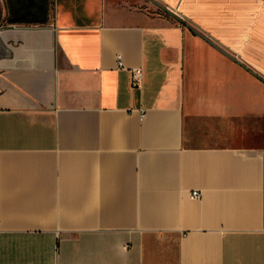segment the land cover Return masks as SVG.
Returning <instances> with one entry per match:
<instances>
[{"label":"crops","instance_id":"crops-1","mask_svg":"<svg viewBox=\"0 0 264 264\" xmlns=\"http://www.w3.org/2000/svg\"><path fill=\"white\" fill-rule=\"evenodd\" d=\"M157 1L0 0V264H264V0Z\"/></svg>","mask_w":264,"mask_h":264},{"label":"water","instance_id":"water-1","mask_svg":"<svg viewBox=\"0 0 264 264\" xmlns=\"http://www.w3.org/2000/svg\"><path fill=\"white\" fill-rule=\"evenodd\" d=\"M148 2H150L152 5H154L156 8H158L160 11H162L163 13L167 14L168 16H170L171 18L177 20L180 22L179 17L172 12L171 10H169L166 6H164L163 4H161L160 2H158L157 0H147ZM190 28V27H189ZM196 35L200 36L201 38H203L204 40H206L209 44H211L213 47L217 48L219 51H222L218 46H216L215 44H213L212 42H210L207 38H205L202 34H200L199 32H197L196 30L190 28Z\"/></svg>","mask_w":264,"mask_h":264},{"label":"built area","instance_id":"built-area-1","mask_svg":"<svg viewBox=\"0 0 264 264\" xmlns=\"http://www.w3.org/2000/svg\"><path fill=\"white\" fill-rule=\"evenodd\" d=\"M119 59V58H118ZM118 66H121V63L118 62ZM141 78V70L140 69H132L131 70V83L133 87H139ZM201 193L199 190H192L189 194L190 198H198Z\"/></svg>","mask_w":264,"mask_h":264},{"label":"rangeland","instance_id":"rangeland-1","mask_svg":"<svg viewBox=\"0 0 264 264\" xmlns=\"http://www.w3.org/2000/svg\"><path fill=\"white\" fill-rule=\"evenodd\" d=\"M138 8H140L139 6H137ZM158 11L160 12V10L158 9ZM161 14L163 13L162 11L160 12Z\"/></svg>","mask_w":264,"mask_h":264},{"label":"flooded vegetation","instance_id":"flooded-vegetation-1","mask_svg":"<svg viewBox=\"0 0 264 264\" xmlns=\"http://www.w3.org/2000/svg\"><path fill=\"white\" fill-rule=\"evenodd\" d=\"M39 1H40V4L42 5L43 0H39Z\"/></svg>","mask_w":264,"mask_h":264},{"label":"trees","instance_id":"trees-1","mask_svg":"<svg viewBox=\"0 0 264 264\" xmlns=\"http://www.w3.org/2000/svg\"><path fill=\"white\" fill-rule=\"evenodd\" d=\"M164 14V13H163Z\"/></svg>","mask_w":264,"mask_h":264}]
</instances>
